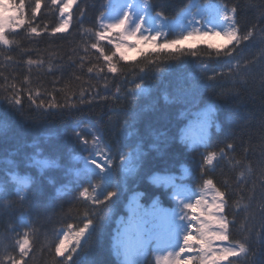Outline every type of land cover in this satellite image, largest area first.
I'll return each instance as SVG.
<instances>
[{"label":"trees","instance_id":"trees-1","mask_svg":"<svg viewBox=\"0 0 264 264\" xmlns=\"http://www.w3.org/2000/svg\"><path fill=\"white\" fill-rule=\"evenodd\" d=\"M142 1L169 21L193 4L235 6L238 36L251 35L222 47L138 49L131 58L104 41L101 54L93 45L109 0H77L68 30L55 35L51 0L36 16V0H24L26 21L0 43V264L21 259L25 237L24 264H124L113 238L135 201L183 211L174 187L206 186L225 193L228 240L215 246L245 249L218 264H264V0ZM203 119L195 144L189 127ZM85 224L84 240L59 255L58 231ZM189 252L184 263L201 264L196 244ZM161 261L152 242L137 264Z\"/></svg>","mask_w":264,"mask_h":264},{"label":"rangeland","instance_id":"rangeland-1","mask_svg":"<svg viewBox=\"0 0 264 264\" xmlns=\"http://www.w3.org/2000/svg\"><path fill=\"white\" fill-rule=\"evenodd\" d=\"M0 2H7V0H0ZM107 7L108 12L102 18V28L100 30V32H104V38L101 39L97 35L95 44L97 47H94L101 54H104V52L100 45L104 41L111 42L114 45L120 43L122 39L120 32L125 29L131 32L137 24L142 25L139 35L156 36V41L155 43L151 41L145 43L140 40L126 41L127 45H135V47L122 45L118 49L127 58L134 57L138 49H154L173 40H182L190 32L194 33L193 37L184 40L178 46L193 45L201 42L209 46L222 47L230 43L223 35L215 36L209 34L208 36H203L196 34L201 31L223 33L230 30L228 20L225 19V12L210 5L199 6L193 4L181 18L170 21L151 15L147 3L142 0H109ZM13 14L12 12L5 13V15ZM125 14L129 17V23L124 28H112L109 31H105L106 25L117 23ZM61 19L60 17V21ZM15 29L17 28L11 30ZM169 30L173 32L172 38L163 40ZM158 41L160 44H158ZM206 125V119H203L200 124H192L189 127V133L193 137L195 144L201 142ZM83 164L85 168L92 172L105 173L104 165L100 168L96 164L85 160H83ZM156 182L160 183L162 180L156 179ZM167 184H171V182H167ZM174 190V198L176 200L180 199V205L184 207L183 211H172L158 203L153 204L152 208L145 210L135 201L129 211L130 219L120 222L119 229L114 235L113 253L117 259L126 264H137L142 261L144 250L153 241L155 249L159 250L162 255L161 264H166V262L167 264H176V261H179V264H185L184 261L192 254L187 248L183 253L180 252V248L184 247L183 238L185 235L199 236L197 229H199L201 221L206 219L204 212L213 203V197L216 196L217 192L208 186L194 193L187 191L183 187H174ZM197 200L203 202L198 208L190 209L187 207L188 204L195 206ZM193 216H197L198 219L193 220ZM81 230H83V234H81ZM87 233L88 228L59 230L57 247L63 244V249L58 254L62 255L72 246L80 244ZM193 243L199 248V262L201 263V257L205 254L201 251V245L198 240L191 241V244ZM213 248L219 250L214 242ZM227 248L237 249L238 255L229 256L233 258L242 256L245 252H239L240 247L235 245H228Z\"/></svg>","mask_w":264,"mask_h":264},{"label":"snow or ice","instance_id":"snow-or-ice-1","mask_svg":"<svg viewBox=\"0 0 264 264\" xmlns=\"http://www.w3.org/2000/svg\"><path fill=\"white\" fill-rule=\"evenodd\" d=\"M52 5L56 6L59 11V15L62 18L60 23L51 29V33L53 35L57 33L66 32L71 24V15L69 13V9L73 7L77 0H51ZM42 7L41 0H36L35 6L32 8V15L36 16L39 14L40 9ZM25 3L24 0H7V2H0V43L5 45L9 44L10 41L7 39L8 31L14 28H18L26 21L25 17ZM7 12L14 13L13 15H5ZM235 13L236 7L232 6L229 7L225 5V19L231 23V30L226 32H211L208 31H201L196 33L198 35L208 36L209 34L215 36L223 35L230 43L233 41L238 40H247L250 37V33H246L242 37L238 36V28L236 27L235 23ZM129 23V17L127 14L124 15L122 19H120L115 24H108L105 26V31H109L112 28H124V26ZM141 24H137L135 28L128 32L126 29L120 32L121 42L116 43L115 47L117 49L121 48V46L127 47H135V45H127L126 41L128 40H140L145 43L151 41L155 43L156 36H142L139 35L141 32ZM31 32L36 35H40L39 29L33 27L31 28ZM98 37L103 39L104 32L97 33ZM194 33L190 32L187 36L183 37L182 40H173L167 44L162 45L161 47L170 48L175 47L183 43L184 40H188L192 38ZM158 36V35H157ZM93 47H97V45H93ZM106 60H110L111 57L105 56ZM91 71V69H89ZM109 71L116 72L117 69L115 66L110 67ZM19 101H17L18 103ZM228 147H232V145H228ZM216 154L212 153L207 156L205 162L207 164H212ZM93 163H96L95 161ZM97 167L102 168V165L97 164ZM212 181H207V184H211ZM111 195V194H110ZM203 202L200 200L196 201V205L188 204L187 207L190 209L198 208ZM225 210V193L217 191L216 196L213 197V203L208 206L204 215L206 219L201 221V225L197 231L199 232L198 237H193L191 235H185L183 238L184 247L180 248V252L183 253L185 249L191 250L192 244L191 241L198 240L199 244L201 245V251L205 254L201 257V264H218V261H222L223 259L229 256H235L239 253L237 252L236 248H222L216 250L213 248V242H225L228 240V227L229 221L223 215ZM193 220L198 219L197 216L192 217ZM84 228H88V224L84 225ZM81 234H83V230H81ZM29 247V240L27 237L22 239L18 244V250L21 254V259H15L13 257L8 258V264H24L22 257L25 253H27ZM63 249V244L60 247L56 248V252L60 253ZM245 251L244 246L241 244L239 248V252ZM167 264V262H166ZM176 264H179V261H176ZM185 264H193L191 259L185 262Z\"/></svg>","mask_w":264,"mask_h":264}]
</instances>
